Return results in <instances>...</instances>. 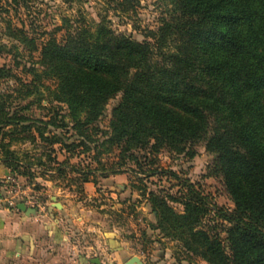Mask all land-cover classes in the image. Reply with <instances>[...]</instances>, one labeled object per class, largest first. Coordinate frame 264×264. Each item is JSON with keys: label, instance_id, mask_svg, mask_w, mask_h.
<instances>
[{"label": "trees", "instance_id": "1", "mask_svg": "<svg viewBox=\"0 0 264 264\" xmlns=\"http://www.w3.org/2000/svg\"><path fill=\"white\" fill-rule=\"evenodd\" d=\"M5 1L19 5L21 0ZM22 1L26 6L28 1ZM170 1L169 15L141 41L105 21L91 26L66 19L65 28L55 29L64 28L61 39L52 32L39 45L24 25L8 21L6 34L19 44L9 48L1 42V54L13 52L20 67L23 50L39 51L38 59L23 64L33 78L19 79L20 94L38 93L43 79L50 80L51 100L58 104L50 107L46 119L22 112L9 117L0 93V132L12 124L11 132L4 134L13 140L40 137L58 143L55 134L45 135L47 127H66L67 118L75 127L89 125L120 93L112 134L104 141L116 148L119 161L106 175L128 170L127 160L154 175L160 172L153 167L155 155L163 149L186 153L205 142L216 155L214 170L223 176L235 204L232 211L216 209L228 223L230 252L218 235L201 227L210 204L190 183L181 201L150 193L158 222L210 264H264V0ZM11 76H16L11 67L0 66V78ZM5 147L3 162L27 176L35 164ZM142 151L147 167L138 157ZM88 174L84 182L90 181ZM170 198L184 205L183 213L169 205Z\"/></svg>", "mask_w": 264, "mask_h": 264}, {"label": "rangeland", "instance_id": "2", "mask_svg": "<svg viewBox=\"0 0 264 264\" xmlns=\"http://www.w3.org/2000/svg\"><path fill=\"white\" fill-rule=\"evenodd\" d=\"M27 1L24 6L22 0L19 5L0 0V43L7 44L9 48L19 42L6 34L8 21L12 26L24 25L29 36L35 37L39 45L52 32L61 39L66 19H71L73 24L91 26L105 21L118 32L141 41L148 29L158 28L162 17L169 15L171 6L170 0H128L123 5H118V1L123 0ZM59 26L64 28L55 31ZM22 52L24 62L20 67L16 65L13 52L0 53V66L11 67L16 75L0 78V93L7 102L9 117L22 112L46 119L52 114L50 107L57 103L52 102L48 89L49 86L52 89L54 84L43 79L38 93L21 95L19 79L31 81L33 78L23 70V64L27 62L29 66L39 56V51L32 54ZM34 81L40 83L41 80L37 78ZM120 99V93L112 97L103 115L89 125L75 127L67 118L66 127H47L45 135L50 137L55 134L60 141L54 144L40 137L36 140H13L4 134L5 131L11 132L13 125L3 126L5 128L0 132V169L9 168L2 160L5 146L23 160L35 164L28 170L27 176L9 169L21 176L20 181L27 194L44 208L51 196L63 200L66 204L63 212L65 225L71 231L70 244L78 251L79 257L88 260V264H96L90 259H99L101 264H124L132 256L140 258L139 264H210L201 256L189 252L182 240L160 225L152 207L151 192L170 195L181 201L186 183L208 197L209 210L201 227L218 235L230 252L226 232L228 223L219 217L216 209L232 211L235 204L223 176L214 170L216 155L206 149L205 142H198L194 150L186 153L163 149L155 155L153 167L160 171L157 174L143 173L141 167L127 160L124 167L128 170L106 175L111 166L116 167L115 163L119 161L116 148L112 150L104 141L112 134L113 109ZM28 104V109L21 108ZM67 111V106L63 105V113ZM65 143L80 146L71 149ZM192 151H195L193 156L190 154ZM144 155L142 151L138 157L147 167L148 160ZM86 172H89L90 178L88 185L83 181ZM4 178L5 175L0 172V187L4 185ZM168 202L176 212H184L182 203L171 198Z\"/></svg>", "mask_w": 264, "mask_h": 264}, {"label": "crops", "instance_id": "3", "mask_svg": "<svg viewBox=\"0 0 264 264\" xmlns=\"http://www.w3.org/2000/svg\"><path fill=\"white\" fill-rule=\"evenodd\" d=\"M0 172L5 176L11 173L9 168ZM65 210L66 204L57 196H51L42 211L1 207L0 264H88L70 244Z\"/></svg>", "mask_w": 264, "mask_h": 264}, {"label": "built area", "instance_id": "4", "mask_svg": "<svg viewBox=\"0 0 264 264\" xmlns=\"http://www.w3.org/2000/svg\"><path fill=\"white\" fill-rule=\"evenodd\" d=\"M20 177L12 172L5 176L4 185L0 187V208L9 207L18 211V204L23 202L36 211L45 209L34 197L27 194V190L22 187Z\"/></svg>", "mask_w": 264, "mask_h": 264}, {"label": "water", "instance_id": "5", "mask_svg": "<svg viewBox=\"0 0 264 264\" xmlns=\"http://www.w3.org/2000/svg\"><path fill=\"white\" fill-rule=\"evenodd\" d=\"M57 205V204H56ZM59 206V205H57ZM18 207L20 210L26 211L27 213L35 212V209L32 207H28L23 202L18 204ZM95 263L101 264L99 259H94ZM141 263V260L138 256H132L130 259H128L124 264H139Z\"/></svg>", "mask_w": 264, "mask_h": 264}]
</instances>
